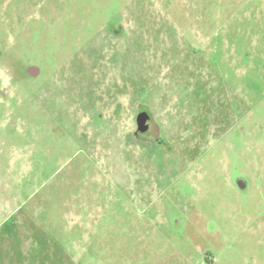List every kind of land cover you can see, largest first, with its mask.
Wrapping results in <instances>:
<instances>
[{
	"label": "rangeland",
	"instance_id": "obj_1",
	"mask_svg": "<svg viewBox=\"0 0 264 264\" xmlns=\"http://www.w3.org/2000/svg\"><path fill=\"white\" fill-rule=\"evenodd\" d=\"M0 73V264H264V0H0Z\"/></svg>",
	"mask_w": 264,
	"mask_h": 264
},
{
	"label": "water",
	"instance_id": "obj_2",
	"mask_svg": "<svg viewBox=\"0 0 264 264\" xmlns=\"http://www.w3.org/2000/svg\"><path fill=\"white\" fill-rule=\"evenodd\" d=\"M151 120V116L147 111H142L137 117L138 130L137 134L145 133L149 129L148 122Z\"/></svg>",
	"mask_w": 264,
	"mask_h": 264
},
{
	"label": "flooded vegetation",
	"instance_id": "obj_3",
	"mask_svg": "<svg viewBox=\"0 0 264 264\" xmlns=\"http://www.w3.org/2000/svg\"><path fill=\"white\" fill-rule=\"evenodd\" d=\"M35 63H37L36 60H35ZM28 71L32 75H37L38 73H40V68L38 66H34V67H31L30 69H28ZM148 124H149V129L145 133L138 134L137 135L138 139L143 140V141H148L151 139L150 135L152 133L153 124L151 121L148 122Z\"/></svg>",
	"mask_w": 264,
	"mask_h": 264
},
{
	"label": "clouds",
	"instance_id": "obj_4",
	"mask_svg": "<svg viewBox=\"0 0 264 264\" xmlns=\"http://www.w3.org/2000/svg\"><path fill=\"white\" fill-rule=\"evenodd\" d=\"M14 38L9 37V40L12 41ZM11 84V77L7 74L0 73V88H8Z\"/></svg>",
	"mask_w": 264,
	"mask_h": 264
}]
</instances>
